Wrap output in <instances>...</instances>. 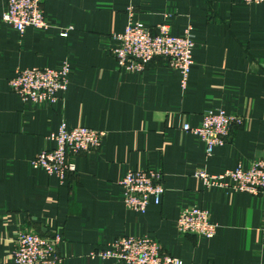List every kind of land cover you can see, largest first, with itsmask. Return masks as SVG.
<instances>
[{"label":"crops","instance_id":"crops-1","mask_svg":"<svg viewBox=\"0 0 264 264\" xmlns=\"http://www.w3.org/2000/svg\"><path fill=\"white\" fill-rule=\"evenodd\" d=\"M0 0V264H13L14 239L28 229L58 233L59 264H123L93 257L124 236L149 237L183 264H264V197L207 188L199 169L217 175L244 168L264 150V4L242 0H43L46 30L17 33L1 21ZM156 33L192 36L185 88L156 58L144 70L117 66L112 34L129 20ZM63 34H66L65 36ZM69 65L66 90L53 104L24 102L11 92L17 70ZM207 109L242 115L224 145H205L182 130ZM103 132L101 147L74 158L63 183L33 159L55 143L60 126ZM160 170L164 195L144 213L125 207L119 181L129 170ZM208 212L212 238L181 235V210Z\"/></svg>","mask_w":264,"mask_h":264},{"label":"built area","instance_id":"built-area-1","mask_svg":"<svg viewBox=\"0 0 264 264\" xmlns=\"http://www.w3.org/2000/svg\"><path fill=\"white\" fill-rule=\"evenodd\" d=\"M43 0H6V12L1 21L20 35L26 28L46 30L49 28L43 11ZM246 5L264 4V0H242ZM132 12L120 34H112L115 44L110 49L117 66L131 71H142L152 60L159 58L165 65L180 75L181 87L185 88L192 65V36H173L168 25H159L156 33L133 20ZM64 36L66 34H63ZM69 65L63 62L61 68H31L17 70L9 81L12 93L24 102L53 104L58 93L66 90ZM242 115H228L221 109H207L203 112L198 126L184 124L182 130L204 143L206 156L216 146L224 145L230 137L233 126L244 123ZM104 133L85 126L68 128L60 126L57 133L49 138L55 143L51 150H43L32 161L34 168H41L49 176H55L60 183L75 173L74 158L98 150ZM207 188H222L245 192L254 197H264V150L260 157L244 168L239 164L233 170L217 175L199 169L195 172ZM163 176L160 170H129L119 181L122 201L125 207L137 213H144L150 203L159 205L164 195ZM175 227L181 235L198 238H212L216 226L209 219L207 211L190 207L181 210ZM264 230V226H262ZM62 237L58 233L43 236L38 232L24 229L14 239L13 264H59L58 247ZM93 257L116 259L123 264H183L177 257L162 251L158 242L149 237L124 236L117 238L105 248L97 250Z\"/></svg>","mask_w":264,"mask_h":264}]
</instances>
